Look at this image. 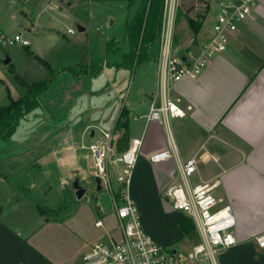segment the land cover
<instances>
[{
	"label": "crops",
	"instance_id": "crops-1",
	"mask_svg": "<svg viewBox=\"0 0 264 264\" xmlns=\"http://www.w3.org/2000/svg\"><path fill=\"white\" fill-rule=\"evenodd\" d=\"M38 1L42 0H0V32L6 33L7 29L14 26L16 33L24 31L25 37L28 38L29 34L41 36L44 31L51 30L42 27L41 22L37 21L38 17L34 15L33 9ZM218 1L207 0L211 12L217 7ZM120 2L128 9L126 2ZM194 2L199 3L197 0L192 3ZM71 3L68 1L69 5ZM191 5L190 10L195 6ZM211 12L209 11L203 22L201 35L204 38L200 40H205L212 34L215 13L212 15ZM134 13L127 16L126 23ZM85 29L80 26L81 31ZM69 33L72 34L70 31ZM158 41L159 47L155 55L151 51L154 42L149 47L147 59L134 68L136 70L144 64H150L149 80L140 82L133 95L131 90L129 95L120 96L118 100L113 101L110 107L83 110L80 114L87 113V121L97 111L99 116L90 124L84 125L86 128L82 132L81 144H78L70 133L73 125L70 129L66 124L56 126L52 147L44 150L37 160L30 162L43 170L48 179L47 184L51 183L50 181H56L57 184L54 190L53 186L47 184L43 188L46 202H31L29 196L26 201L40 215L45 226L52 223V218L43 216L40 209L54 212L60 235L45 233V239L41 241L37 236L38 230L33 229L29 234H25L24 229L13 226L5 218L7 201L13 198L9 194L12 190L7 188L0 193V264H81L83 254L93 241H109L115 238L111 230L109 232L115 220L118 222L114 198L111 191L103 185L102 190H97L93 158L88 149L97 138L96 129L102 127L101 121L109 131L115 132L116 140L124 132L128 133L130 139H142L141 154L134 169L130 193L137 204L145 230L156 242L179 252L173 247L176 239L181 240L198 232L193 219L174 210L165 197L166 188L181 181L177 160L171 158L152 162L150 158L155 152L171 148L172 137L183 160L202 154L204 157H216L200 161L190 181L193 185H198L217 180L215 195L223 199V205L230 204L237 216V243L221 253L220 264H264V247L259 246L255 239L257 235L264 233V0H257L253 13L246 20L239 22L238 30L232 34L226 51L214 56L197 77H185L172 85L171 95L180 97L182 106L191 105L192 109L185 117L171 118L169 129L158 120H147L152 101L160 99V39ZM32 45L31 43L22 46ZM105 46L107 57H112L111 61L105 59L102 63L90 62L80 65L79 69L69 66L50 69L48 77L44 80L50 77L52 71L57 74L49 88L38 96V108L42 106V100H49L50 97H45L46 94L50 91L53 94L54 85L57 86L61 78L77 85L85 77H97L113 67L118 70L127 69L118 66L128 51H120L119 40L116 37L105 38ZM85 65H97L101 70L98 74H77ZM24 93L25 87L21 96ZM59 95L56 102L61 100ZM10 99L14 98L10 96ZM50 117L53 118V115ZM102 131L101 128L100 132ZM111 176L115 180V172L111 171ZM76 177L87 188L83 197L89 193L97 203H88L86 208L74 211L75 217L70 218L68 211L71 203L81 200L72 186ZM7 179L8 175L0 172V184L7 182ZM117 188L118 185L114 188L115 195ZM106 192L112 199L111 209L105 208L100 202ZM69 200L71 202H68ZM166 204L172 208L168 209V212L164 209ZM184 218L192 222L193 228L189 233H185L181 226V220ZM94 219L98 231L90 230L87 225ZM100 220L102 225H97ZM106 222L109 223L107 226ZM163 228L166 233L162 232ZM116 230H119L118 223ZM173 234L177 235V238Z\"/></svg>",
	"mask_w": 264,
	"mask_h": 264
},
{
	"label": "rangeland",
	"instance_id": "rangeland-1",
	"mask_svg": "<svg viewBox=\"0 0 264 264\" xmlns=\"http://www.w3.org/2000/svg\"><path fill=\"white\" fill-rule=\"evenodd\" d=\"M68 1L72 3L69 5ZM181 2L182 0H180ZM207 3V0H204V3H191L195 6L189 13L196 16L198 11H204L206 6L209 9L210 5ZM137 8L138 6H134L128 11L125 4L120 1H38L33 9L34 15L38 17L37 21L41 22L42 27L51 30L44 31L41 36L29 34L28 39L33 44L31 47H23L21 44H8L0 47V107L10 103V96L16 99L23 94L24 87L21 85L19 77L25 78L31 83L39 82L48 77L50 69L63 66L79 69L82 64L102 63L105 59L111 61L112 57H107L106 54L105 38L116 37L120 42V51L128 50L125 39V23L127 16L136 12ZM211 14L214 15L212 12ZM182 20L178 24L175 23V41L184 51L193 45V38L200 40L204 36L201 35L202 27L195 35L185 19ZM208 21L211 20L208 19ZM80 26H84L86 29L81 31ZM70 29H73L74 33H69ZM15 30L12 26L7 29L5 34L14 36ZM158 47L159 41L157 40L151 50L154 52L153 55L158 51ZM7 56L11 59L9 64L4 63ZM149 67L150 64H144L136 70H118L113 67L97 77H85L77 85L68 82L66 78H61L57 85L60 88L58 89L54 85L53 94L52 91L46 94L45 97H50L49 100L46 98L42 100L40 108L20 120L16 133H14L15 136L12 135L8 139L0 137V172L8 175L7 182L0 184V193L2 194L3 190L9 188L12 190V193L9 194L13 196L6 205L7 216L5 218L9 223L24 229L25 234H29L33 229L38 230L37 236L41 241H44L45 233L60 235L59 225L55 224L57 220H54L56 214L46 209H40L43 216L53 219H51V224L45 226V223L41 222L40 215L26 201L29 196L30 201L39 204L46 202L43 188L51 185L54 190L57 184L56 181H50L51 183L47 184L48 179L44 176L43 170L38 166H33L30 162L37 160L44 150L52 147L55 140V127L58 125L66 124L68 129L73 125L70 133L78 144H81L82 132L86 128L84 125L93 122L99 113L97 111L92 114L89 121L86 119L87 113H80L83 110L92 111L104 106L110 107L113 101L118 100L120 96L129 95L131 90V95H133L140 82L150 79ZM58 94H60L61 100L56 102ZM50 115H53V118ZM101 122L103 124L101 128L105 131L109 130L103 121ZM101 128L96 129L97 137L102 135ZM84 151L87 152V150ZM113 183L116 188L115 180ZM20 185L28 190L21 188ZM49 196L48 198L51 200ZM100 202L107 209L113 208L108 192L101 197ZM88 203L92 205L97 203L89 193L80 201L72 202L68 211L70 218L75 217L74 211L86 208ZM164 209L168 212V209L172 208L166 204ZM95 221L96 219L87 225L90 230L98 231L99 228L95 226ZM117 223L115 220L109 232L111 230V234L118 239L120 237L119 230H116ZM108 224L106 222V226ZM162 232L166 233L164 228ZM173 236L177 235L173 234ZM176 240L173 247L180 253L187 252L202 241L199 232ZM98 241H103V239H97L93 243Z\"/></svg>",
	"mask_w": 264,
	"mask_h": 264
},
{
	"label": "built area",
	"instance_id": "built-area-1",
	"mask_svg": "<svg viewBox=\"0 0 264 264\" xmlns=\"http://www.w3.org/2000/svg\"><path fill=\"white\" fill-rule=\"evenodd\" d=\"M180 0H166L164 25L160 36L158 72L160 99H154L147 120H158L168 129L170 119L185 117L191 105L182 106V99L171 95L172 85L185 77L195 78L202 73L209 61L227 50L231 36L238 30L239 22L246 20L257 7V0H219L212 10L215 19L212 34L205 40L193 38V45L183 52L175 41V23ZM210 8L206 15H208ZM74 32L73 29L69 30ZM8 44L28 46L30 40L22 32L9 36L0 32V47ZM88 149L93 158L96 176L102 185L111 191L118 217L120 238L92 243L82 256L81 264H220V254L237 243L235 234L238 219L230 204L215 195L218 181L193 185L190 181L200 161L216 159L213 155L180 158L178 149L170 137L171 148L155 152L152 162L175 158L178 162L181 181L168 186L165 197L176 211L189 215L202 241L191 250L180 253L156 242L144 228L139 209L130 193V185L142 139H130L122 152L116 149L113 130H103ZM111 171L115 172L117 194L113 187ZM102 225V221H97ZM264 247V233L255 237Z\"/></svg>",
	"mask_w": 264,
	"mask_h": 264
},
{
	"label": "trees",
	"instance_id": "trees-1",
	"mask_svg": "<svg viewBox=\"0 0 264 264\" xmlns=\"http://www.w3.org/2000/svg\"><path fill=\"white\" fill-rule=\"evenodd\" d=\"M110 1H124L128 9H132L138 4L136 12L126 23V39L129 48L123 55L122 62L118 64L119 67L133 70L147 59L150 45L160 39L164 25L166 0ZM193 1L194 0H182L178 7L176 24L182 22V19H185V22L190 25L194 34L197 35L203 26L208 8L206 6L204 11L200 10L196 16H193L189 13L190 4ZM197 1L204 3V0ZM100 70L101 68L97 65H85L82 66L77 74H98ZM56 74V72L52 71L47 80L35 84H30L19 77L20 83L25 87L24 95L18 99H11L8 105L0 107V137L2 139L10 138L17 130L20 120L25 117V115L38 108V96L49 88ZM125 126L128 125L125 124ZM181 226L185 233H189L193 228L192 222L188 218L181 220Z\"/></svg>",
	"mask_w": 264,
	"mask_h": 264
},
{
	"label": "water",
	"instance_id": "water-1",
	"mask_svg": "<svg viewBox=\"0 0 264 264\" xmlns=\"http://www.w3.org/2000/svg\"><path fill=\"white\" fill-rule=\"evenodd\" d=\"M11 62L10 57H6L4 60L5 64H9ZM130 142V137L128 133L124 132L117 140H116V149L118 152H122L129 146ZM95 183H96V188L98 191L103 189L102 186V180L99 176L95 177ZM73 188L75 189L76 196L78 198H82L83 195L86 193L87 188L80 183V179L78 177L75 178L72 184Z\"/></svg>",
	"mask_w": 264,
	"mask_h": 264
}]
</instances>
